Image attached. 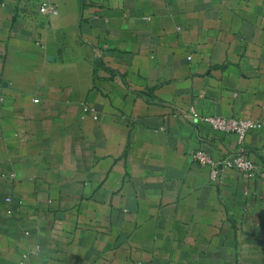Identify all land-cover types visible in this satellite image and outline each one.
<instances>
[{
  "label": "crops",
  "instance_id": "crops-1",
  "mask_svg": "<svg viewBox=\"0 0 264 264\" xmlns=\"http://www.w3.org/2000/svg\"><path fill=\"white\" fill-rule=\"evenodd\" d=\"M263 102L264 0H0V264H264V128L193 117Z\"/></svg>",
  "mask_w": 264,
  "mask_h": 264
},
{
  "label": "built area",
  "instance_id": "built-area-1",
  "mask_svg": "<svg viewBox=\"0 0 264 264\" xmlns=\"http://www.w3.org/2000/svg\"><path fill=\"white\" fill-rule=\"evenodd\" d=\"M40 13L44 16H57L59 14L57 6L51 4L48 1H43L40 4ZM35 102H38L35 100ZM262 110L264 111V102L262 104ZM84 113H90L93 116L96 115V111L88 105L83 107ZM193 117L208 123L212 129L222 134H233L238 137L239 143H243L246 136L253 131H260L264 128L262 121L246 118H225L221 116H200L197 113H193ZM192 158L200 168H206L210 171V176L213 181H219L222 177L223 171L226 169H233L240 173H245L249 177H255L257 167L253 160H251L244 153L240 152L234 156L228 157L222 161L215 160L212 155L202 149H198L193 152ZM7 202H11L9 197L6 198ZM21 264H26L22 261Z\"/></svg>",
  "mask_w": 264,
  "mask_h": 264
}]
</instances>
